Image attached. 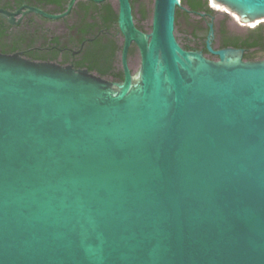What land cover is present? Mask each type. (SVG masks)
<instances>
[{"label":"water","instance_id":"1","mask_svg":"<svg viewBox=\"0 0 264 264\" xmlns=\"http://www.w3.org/2000/svg\"><path fill=\"white\" fill-rule=\"evenodd\" d=\"M181 3L119 0L121 82L0 52V264H264V59L183 48Z\"/></svg>","mask_w":264,"mask_h":264},{"label":"flooded vegetation","instance_id":"2","mask_svg":"<svg viewBox=\"0 0 264 264\" xmlns=\"http://www.w3.org/2000/svg\"><path fill=\"white\" fill-rule=\"evenodd\" d=\"M130 2L137 28L150 32L151 28L140 21V18L148 17L144 0ZM118 16L119 8L112 0H0V52L72 66L121 82L125 78V38L119 28ZM179 19L186 37L177 39L187 50L203 51L210 59H218L217 55L204 51L212 28L214 50L234 47L244 50L245 60L264 59V21L257 25L244 23L235 13H229L213 0H184L180 11H176V22ZM257 33L262 36V41L254 48L260 51L250 59L247 57L248 42H253ZM134 55L140 56L141 63L139 47L133 42L127 54L132 74L136 72L132 61Z\"/></svg>","mask_w":264,"mask_h":264},{"label":"rangeland","instance_id":"3","mask_svg":"<svg viewBox=\"0 0 264 264\" xmlns=\"http://www.w3.org/2000/svg\"><path fill=\"white\" fill-rule=\"evenodd\" d=\"M154 1L155 0H144L145 4L148 7V17L145 19L140 18V21L145 27H148V28H151V24H152L153 11H154ZM112 3L114 4V6L116 8H119V0H112ZM182 4H183V2H182ZM221 7L226 9V6H221ZM230 23L233 27L236 28L234 22L230 21ZM175 33H176L177 38H179V39H185V37H186V33L184 31V25L180 19L176 22ZM132 61H133L134 67L137 71L140 68V64H141L140 63V56L134 55Z\"/></svg>","mask_w":264,"mask_h":264},{"label":"trees","instance_id":"4","mask_svg":"<svg viewBox=\"0 0 264 264\" xmlns=\"http://www.w3.org/2000/svg\"><path fill=\"white\" fill-rule=\"evenodd\" d=\"M183 1L184 0H182V2ZM192 1L193 0H191V2ZM180 9H181V6H179L177 8V12H179ZM261 41H262V36L260 35V33H257L256 36H255V38L253 39V42H251V43L248 42L249 43V46H250V49H249V51L247 53V57H249L250 59H253L255 56H257L259 54L260 49L254 48V47H257L258 45H260ZM251 47L254 48V49L251 50ZM204 51H205V53H209L208 49H206V48L204 49Z\"/></svg>","mask_w":264,"mask_h":264},{"label":"bare ground","instance_id":"5","mask_svg":"<svg viewBox=\"0 0 264 264\" xmlns=\"http://www.w3.org/2000/svg\"><path fill=\"white\" fill-rule=\"evenodd\" d=\"M214 1V0H213ZM212 2V1H211ZM221 5V4H220ZM221 6H223V5H221ZM227 8V7H226ZM233 13H235V12H233ZM236 14V13H235ZM237 15V14H236ZM238 16V15H237ZM259 22V21H258ZM251 24H253L254 25V23H251Z\"/></svg>","mask_w":264,"mask_h":264}]
</instances>
